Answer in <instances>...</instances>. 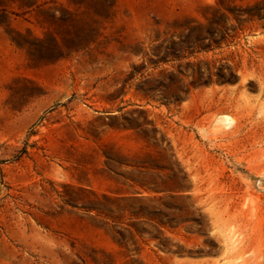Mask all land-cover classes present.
<instances>
[{"label":"rangeland","instance_id":"rangeland-1","mask_svg":"<svg viewBox=\"0 0 264 264\" xmlns=\"http://www.w3.org/2000/svg\"><path fill=\"white\" fill-rule=\"evenodd\" d=\"M263 1L0 0V264H264Z\"/></svg>","mask_w":264,"mask_h":264},{"label":"trees","instance_id":"trees-1","mask_svg":"<svg viewBox=\"0 0 264 264\" xmlns=\"http://www.w3.org/2000/svg\"><path fill=\"white\" fill-rule=\"evenodd\" d=\"M264 19V1L248 7L228 6L225 9H213L211 17H207V23L195 25L180 41L171 40L166 47L172 56L171 51L176 50L177 45L187 46L193 44V51H208L215 47H220L225 41L231 38L232 33L245 21ZM233 21L238 23L234 25ZM180 58V57H179ZM166 60V59H165ZM191 65L188 76L193 78L191 85H210L216 80L219 83H234L238 75L232 67L220 66L214 71V66L207 61L188 63ZM216 77V79H215Z\"/></svg>","mask_w":264,"mask_h":264}]
</instances>
